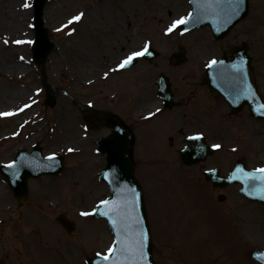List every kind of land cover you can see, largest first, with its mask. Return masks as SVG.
<instances>
[{"label": "rangeland", "instance_id": "374dc122", "mask_svg": "<svg viewBox=\"0 0 264 264\" xmlns=\"http://www.w3.org/2000/svg\"><path fill=\"white\" fill-rule=\"evenodd\" d=\"M136 1L141 6L137 13L127 8L131 0H47L43 20L54 46L43 62L46 88L31 58V44H20L17 50L13 43L17 37L0 35V43L8 41L4 49L9 55L6 63L0 62V73L11 62L25 66L21 73L4 76L0 82L9 90L24 91L28 104L19 122L13 115L0 117V163L9 162L20 148L30 150L34 143L43 154H57L64 162L57 175L29 179L20 205L0 174V264H89L93 255L104 254L112 246L106 222L92 215L97 202L109 195L99 179L105 156L95 145L109 131L101 113L116 116L132 132L130 158L143 193L155 264H259L250 251L264 249V205L242 198L238 185L213 187L203 171L216 168L225 175L238 159L249 168L264 166V122L252 121L245 108L230 112L206 87L203 74L205 65L222 50L264 31V0H250L254 23L250 13L222 40H216L208 27L166 31L172 21L187 14V0H168L167 6L157 0ZM23 2L29 7L22 5L20 33L25 41H33L31 0ZM57 2L63 8L60 15L54 7ZM98 8L99 13L112 11L120 24L108 31L96 28L97 16L93 19L88 13ZM125 8L128 19L123 16ZM79 13L87 16L81 21L82 30L74 33L77 21L68 24V20ZM120 33L127 35L126 42L108 55L104 40ZM145 44L158 57L138 58L128 69L115 70L130 52L140 51ZM75 45L90 46L96 54L77 75L70 73L77 66L71 50ZM179 45L185 48L186 61L171 65L168 58ZM251 45L253 68L259 71L264 90V43ZM160 73L168 77L180 105H162L155 84ZM97 74L101 77L95 82L86 81ZM16 99V105L22 102L20 96ZM68 115L76 137L62 141L60 132ZM192 132L221 147L214 148L205 161L186 166L179 154ZM50 187L55 194H50ZM219 193L225 200H217ZM174 199L182 212L178 217L170 215ZM61 212L74 223L71 232L54 220Z\"/></svg>", "mask_w": 264, "mask_h": 264}, {"label": "water", "instance_id": "95a60500", "mask_svg": "<svg viewBox=\"0 0 264 264\" xmlns=\"http://www.w3.org/2000/svg\"><path fill=\"white\" fill-rule=\"evenodd\" d=\"M44 1L45 0H34V7L36 11L35 18H36V26H37L36 27L37 43H35L34 45L35 46L34 54H36L35 57L37 58V61H42L45 54L52 46V44L48 42V39L45 34V30L42 28V21L40 19L42 14V5ZM192 5L195 9V13L199 15L202 9L201 8L198 9L197 5L194 4L193 2ZM206 10L209 15H215V18L205 19L206 21H209L212 24L218 23L223 16V14L220 13V17L218 18L217 16L218 12L216 10L210 8ZM243 11L244 8L242 6L241 9L239 10V13L234 17V19L237 18L240 13H243ZM231 18H233V16ZM203 22L204 21L202 19H199L197 20L196 24H202ZM234 22H236V20ZM231 25L232 23L230 24V22H226L224 25V27L226 26V28L222 31V33H219V37L223 36L229 30ZM40 44H43L44 46ZM238 53L239 52H236L235 55H237ZM242 54L239 56V58H237L236 63L231 65V67L220 68L214 70L213 72L210 71L207 72L208 84L211 85L214 89L218 90L232 106H235V108L239 106V103L245 102L246 100L245 99L246 90L241 92L238 87L229 86V84L235 82H242L243 80L247 82L246 72L245 70H243L244 66L247 67V63L244 64L242 62H239L241 60L243 61V59H240L243 58ZM151 55L152 54H150L149 56ZM159 82L161 83V85L159 84V92L162 94L165 102H167V104H171L172 102L170 101V92L166 79L160 77ZM234 97H239V99L235 100ZM252 101L253 98L251 99V102ZM261 105H264V103L259 102V105H256L254 107L256 108L255 114L259 116H264V114L260 115V113H257L258 110H264V108L260 107ZM110 120H111L110 125L114 126L115 131L107 135L106 137L99 139L97 144L99 148L107 154V166L105 171L100 176V178L104 179L108 183L109 188L113 193L112 195L113 197L110 198L109 200H112V199H120L114 195V192L116 191L121 195L125 192L126 189H135L137 193L139 192L137 190L138 186L133 180L130 162L128 160V146L130 141V134L113 118H111ZM193 141H195L194 144L195 146L202 145V148L194 147V145L186 147L182 151V158L187 163H191L199 159H203L207 154L211 153L209 147L206 146L201 139L193 140ZM32 158H35L37 162L41 161V159L44 160V158H41L40 156V148L38 146H34L33 151L31 153H26L25 151L21 150L16 156V159L14 161L15 163L11 169H9L7 166L4 165L1 166V171L3 175L6 177L7 182L12 187L15 196L19 200L26 193V180L29 176H37L42 173H55L58 172L62 167V162L59 159L54 158L51 159L53 160L51 163L45 161V164H36V168H31L33 166L28 165L26 162H28L29 159ZM237 168L243 169L244 172H253L252 170H245L241 164H237L232 170L230 176L227 178L219 176L215 170L207 171L206 175L207 178L211 180L215 185H224L226 183L240 181L242 183V188L240 189L242 193H244L250 199H255L264 202V191H259L255 187V185H259L261 182L249 181L246 183L242 179H239L238 177L241 176L242 173H237L236 172ZM105 174H107V178H105ZM105 210L106 209L103 206L97 211V213L101 214ZM143 211L144 210H143L142 200L139 199L137 215L141 216L144 219ZM57 220L60 221L68 230L72 229V224L70 223V221L64 218L63 214H60V216L57 217ZM109 225L113 231L112 225L110 223ZM145 225L146 223L144 219V226ZM146 250L149 254L147 257L149 264H152V258L150 256V250H149V242L147 244ZM255 255L257 257H260L262 260H264V252H256Z\"/></svg>", "mask_w": 264, "mask_h": 264}, {"label": "snow or ice", "instance_id": "6c2138e0", "mask_svg": "<svg viewBox=\"0 0 264 264\" xmlns=\"http://www.w3.org/2000/svg\"><path fill=\"white\" fill-rule=\"evenodd\" d=\"M194 4L197 5V8H206V9H219L223 12L225 17L224 22H227L231 19L232 16L238 14L240 10V4L242 0H192ZM24 7H29L27 3L23 5ZM193 13L189 12L186 16H181L179 19L172 21L171 25L166 29L167 32H172L179 25H185L189 22V19L192 17ZM83 13H79L71 17L68 20V24H72L76 21H79ZM218 18L220 13H217ZM187 29H185L186 31ZM16 44L28 43L31 44L32 41H23L16 40L13 41ZM4 43H8L7 40ZM148 45L145 44L144 48L140 51L130 52L123 60L119 62L115 70L125 68L133 62L137 57H141L147 53ZM22 59V58H21ZM218 62L212 60L209 62L208 66L215 65ZM236 67V66H234ZM111 71V70H110ZM108 73H105L107 76ZM24 107H28L25 105ZM264 108V105L260 106ZM22 110V109H21ZM159 111V109H157ZM12 115V113H0V116ZM149 115H152L150 113ZM202 133H196L191 137H188L190 140H200L202 138ZM197 148H202L201 146H195ZM213 148H220L221 145L214 144ZM68 151H73V149H68ZM55 154H52L48 157L49 160L54 158ZM15 162H11L7 165L9 169L13 167ZM237 173H242L239 176V179H242L246 183L249 181H260L259 185L255 187L259 191H264V167L257 168L253 172H244L243 169L237 168ZM107 178V174H105ZM100 204L105 207V211L101 213L103 216L108 217L109 223L112 225L113 231L116 233L117 239L113 241L112 246L107 248V251L104 254L96 253V256L99 257L105 264H149L147 259V244L150 239V234L144 226V219L137 215V208L139 206V193L135 189H126L125 192L121 195L120 199H105L101 200ZM97 209H93V212ZM81 215L88 216L91 215L89 212H82ZM119 245V255L123 257V260H114L113 256L117 253V246Z\"/></svg>", "mask_w": 264, "mask_h": 264}, {"label": "bare ground", "instance_id": "6f19581e", "mask_svg": "<svg viewBox=\"0 0 264 264\" xmlns=\"http://www.w3.org/2000/svg\"><path fill=\"white\" fill-rule=\"evenodd\" d=\"M160 3L163 4V6H167L169 4L168 0H157ZM23 0H0V35L6 36V35H14L17 37V40H26V37H23V35L20 33L22 29H20V23L24 19V14L25 12L22 11V5H23ZM104 6V5H103ZM56 15H60L63 11L62 4L61 3H55L54 4ZM127 8H131V11L133 13H137L135 9H140L141 6L137 3L136 0H131L129 4L127 5ZM100 9L98 8L95 11H91V13H88V17H92L94 19L95 15L97 16L94 20V24H96V28L102 29L101 31H108L110 30L113 26L120 24V19H118L115 14L111 11L109 12L108 10H104L102 13H99ZM128 11V9L125 8L124 12ZM123 16L128 19L127 12L124 13ZM87 15L82 16L80 21L76 24L73 32L76 33L80 29L82 30V23L81 21L86 18ZM124 17V18H125ZM103 25V28L102 26ZM95 28V29H96ZM127 35L125 33H120V34H115L111 35L109 39L104 40V44L106 47V52L108 55L113 52V50L117 47L119 43H125L126 42ZM13 40V39H12ZM11 40V42H12ZM15 41V40H13ZM14 43V42H13ZM23 44V43H22ZM20 44L14 45L15 49L19 50ZM5 43H0V62L6 63L5 60L6 58H9L8 51H5L4 49ZM83 48L72 46L71 50L73 52V58L74 60H77V66L75 68H71L70 73L73 75H77L79 71L83 70L85 64L87 63L86 61H89L90 59H95V55L93 53V50H91L90 46L87 48L85 45H82ZM16 50V51H17ZM11 52V51H10ZM25 68V66L22 63L19 62H11L10 66L7 70L4 71L3 75L0 73V80L6 77L7 75H11L13 73L19 74L21 71ZM101 75L97 74L96 77L91 78V80H87V82L92 83L97 80V78H100ZM85 81V82H86ZM20 96L22 100V104L19 103L17 104V99L15 100V97ZM24 91L21 89H8L4 84H1L0 82V113H12L14 117H19L17 121L19 122L20 119H23V112H27L24 107L26 104L23 97ZM28 98V97H27ZM22 109V110H21ZM25 109V110H24ZM35 111V109H34ZM0 117H5V116H0ZM72 119L68 115L67 116V122L64 124L62 131L60 132V138L62 141L71 138L76 137V131L71 126ZM5 127V126H4ZM6 134V131L2 132V136ZM159 149H162V147H159ZM50 194L53 195L56 192V189L54 187H50ZM170 208V215H173V217H178L180 211L179 209V204H177L176 199H174L173 202L170 203L169 205ZM195 229L197 230L196 233L199 230V226L196 224ZM195 233V234H196ZM193 238V237H192ZM196 245V244H195ZM197 246V245H196ZM193 252L195 253V250L193 249ZM191 259V256L189 257L188 260ZM207 259V258H206ZM193 260V259H192ZM63 263V262H62ZM64 264V263H63Z\"/></svg>", "mask_w": 264, "mask_h": 264}]
</instances>
